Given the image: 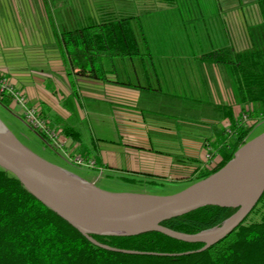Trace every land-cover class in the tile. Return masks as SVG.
I'll use <instances>...</instances> for the list:
<instances>
[{
    "label": "crops",
    "instance_id": "obj_1",
    "mask_svg": "<svg viewBox=\"0 0 264 264\" xmlns=\"http://www.w3.org/2000/svg\"><path fill=\"white\" fill-rule=\"evenodd\" d=\"M193 3L201 17L208 12L214 41L223 39L220 48L237 51L250 45L247 28L261 21L255 0L207 10ZM179 7L177 0H0V74L43 113L73 125L80 140L60 134L63 149L93 158L96 168L136 178L165 176L159 172L172 168L193 171L199 163L193 159L201 160L209 150L205 143L217 139L211 123L221 128L229 122L227 116L216 121L214 110L227 103L236 115L240 105L229 68L201 54L188 56V71L202 96L177 92L184 84L167 85L178 79L167 76L172 64L167 56L179 55L169 49L191 44L154 42L146 23ZM113 16H132L139 52L104 56L106 79L76 75L65 48L67 31ZM83 122L88 138L80 128Z\"/></svg>",
    "mask_w": 264,
    "mask_h": 264
},
{
    "label": "trees",
    "instance_id": "obj_2",
    "mask_svg": "<svg viewBox=\"0 0 264 264\" xmlns=\"http://www.w3.org/2000/svg\"><path fill=\"white\" fill-rule=\"evenodd\" d=\"M255 1L261 21L248 26L250 45L247 48L235 51L224 46L200 55L208 62L229 68L240 106L236 115L227 103L214 110L216 121L225 116L229 120L221 128L215 122L211 123L217 137L213 150L219 159L212 168L200 166L202 159H193L199 163L193 169V173L198 174L191 182L222 167L249 139L257 122L253 118L257 110L261 109L264 117V0ZM132 20V16H113L67 31L65 48L70 55L73 72L79 76L106 79L102 63L104 56L137 54L138 38ZM0 100L6 106L10 102L3 95ZM37 111L50 129L59 128V133L72 141L80 140L73 125L55 115L43 113L41 108ZM242 113L248 115L246 121L242 119ZM19 116L23 119L22 114ZM227 127L232 129L231 133ZM34 130L45 143L57 149L44 130ZM74 154L70 152V156ZM125 178L131 180L136 177ZM236 209L218 204L203 205L165 219L161 224L177 231L196 233L220 225ZM251 214L258 216L249 217ZM92 236L111 247L145 252L126 253L95 245L0 166V264H264V191L243 222L206 249L199 250L202 242H186L161 231H144L129 236Z\"/></svg>",
    "mask_w": 264,
    "mask_h": 264
},
{
    "label": "water",
    "instance_id": "obj_3",
    "mask_svg": "<svg viewBox=\"0 0 264 264\" xmlns=\"http://www.w3.org/2000/svg\"><path fill=\"white\" fill-rule=\"evenodd\" d=\"M0 103L7 109L9 106ZM19 116V115H18ZM38 136L28 122H25ZM0 126V166L21 181L27 191L42 204L99 247L126 253H144L135 249L111 247L100 243L92 234L124 235L161 231L183 241L202 242L206 249L226 237L243 222L264 191V131L246 140L230 159L213 173L192 181L171 194L118 192L98 188L59 165L40 158L24 146L6 126ZM42 138V137H41ZM252 159L245 160L248 150ZM75 176L81 182H76ZM90 191L96 201L82 197L76 187ZM233 206L237 209L220 225L196 233L168 228L161 221L203 205Z\"/></svg>",
    "mask_w": 264,
    "mask_h": 264
},
{
    "label": "rangeland",
    "instance_id": "obj_4",
    "mask_svg": "<svg viewBox=\"0 0 264 264\" xmlns=\"http://www.w3.org/2000/svg\"><path fill=\"white\" fill-rule=\"evenodd\" d=\"M193 2H199V4L201 3L200 6H202L203 9L207 10L208 8L221 5L225 8L226 6H228V3L235 2V0H177V3L180 5L178 10L164 14L159 19H157L156 16H152L150 18V23H146V27L149 29L150 40L154 42L180 40L185 42V44L187 42H190V47L184 46L178 49H169L170 51H176L177 53H179V55L175 54L167 56L168 60L172 63L170 65L171 69L170 71H168L167 76L172 75L171 77L175 79L178 78L179 80L177 79L168 82L167 85L171 87V85H174L173 82L179 83L180 85L184 84L183 88L176 89L177 92L196 97L202 96L203 93L202 91L199 92L198 90H196V88H194V82L196 81V79H192V74L188 71L189 66H191V63L188 60V56L191 53H195L196 55L203 54L206 51L208 52L209 49H216V47L220 48L219 46L223 42V39H220L218 44H216L212 37L213 31L211 30L210 24L208 23V21L210 20V16L207 15L208 12L207 14L203 15V17H201L200 15H198L199 11L194 7ZM185 3L191 4L189 6V9L182 6ZM217 26L218 24L216 25V27ZM181 51H183L184 53L181 54ZM172 67L176 69V74H173L171 72L173 71ZM4 97L9 98L7 96ZM9 103H11V99ZM29 104L34 106L31 103ZM10 106L9 108H11V110L5 108L0 103V122L3 123L6 128L11 133H13V135L17 137L24 146L34 151L40 158L42 157L52 164H57L84 180L86 179L93 182L94 185L98 188L100 187L102 189L113 192H146L154 195H165L183 189L185 185L190 183L191 179L196 177V175L198 174L190 171L191 168L188 171L186 169L180 170L172 168L166 172H159L165 174V176L152 177L144 175L142 177L139 176L140 178L127 180L125 177H132V175L128 173L126 174L118 169L111 170L107 167L96 168L87 165H78L72 162V160L67 157L63 150L53 149L50 145L45 143V141L40 136H38L27 124H25L18 116L19 114H21V110L18 105L14 103ZM37 108L38 107H36V109ZM257 112L260 114L258 115ZM257 112L253 116V118L257 119V122L252 128L249 138H252L254 137V135H257L258 133L264 131V117H262L263 114L261 112V109L257 110ZM256 115H258L259 117ZM85 123L83 122V126H80V128L82 129L83 134H85V137L88 138L90 134ZM225 125H227V123ZM52 129L57 132V135H59V137H61L59 128ZM214 143L215 141L212 140L205 143L207 145V149L209 150H207L208 155H205V152L204 156L201 158L202 162H200V165H202L203 167L212 168L217 164V160L219 158L215 156L216 152L213 149L216 147V144ZM74 152V155L79 154V152L77 151ZM67 153L68 155H70L69 152ZM79 155L83 156L82 154ZM257 216L255 214H251L249 217L257 218Z\"/></svg>",
    "mask_w": 264,
    "mask_h": 264
},
{
    "label": "built area",
    "instance_id": "obj_5",
    "mask_svg": "<svg viewBox=\"0 0 264 264\" xmlns=\"http://www.w3.org/2000/svg\"><path fill=\"white\" fill-rule=\"evenodd\" d=\"M1 95L9 97L13 104L15 103L18 105L21 110L20 112L23 116V120L28 122L29 125H31V127L34 129L44 130L46 134L49 135L52 145L57 149L63 150L67 157L72 160V162L78 165L96 167L97 163L93 158L83 157L79 154L73 156L68 155V153L63 149L62 140L60 139L59 135H57V132L48 127L47 121L42 116H39L36 107L28 103L27 98L22 93V91L18 88H15L13 84L9 83V81L0 74V96ZM241 115L244 121L248 119V115L246 113H242ZM226 129L229 133L232 132V129L229 127Z\"/></svg>",
    "mask_w": 264,
    "mask_h": 264
},
{
    "label": "bare ground",
    "instance_id": "obj_6",
    "mask_svg": "<svg viewBox=\"0 0 264 264\" xmlns=\"http://www.w3.org/2000/svg\"><path fill=\"white\" fill-rule=\"evenodd\" d=\"M0 126H1V124H0ZM1 129H3L2 126H1ZM253 153H254V150H252V149L248 150L246 152V154L244 155L245 160L252 159L253 158V155H254ZM71 178L77 179V180H75L76 182H81V180H79L75 176H71ZM76 189H77V191L80 192V194L82 195V197H84L85 199L90 200V201H93V200L96 201L97 200V199L94 198V196H92V194H90V191H88L86 188H83L81 186H79V187L77 186Z\"/></svg>",
    "mask_w": 264,
    "mask_h": 264
},
{
    "label": "flooded vegetation",
    "instance_id": "obj_7",
    "mask_svg": "<svg viewBox=\"0 0 264 264\" xmlns=\"http://www.w3.org/2000/svg\"><path fill=\"white\" fill-rule=\"evenodd\" d=\"M11 104H13L12 101H11V103H9V106H10ZM10 107H11V106H10Z\"/></svg>",
    "mask_w": 264,
    "mask_h": 264
}]
</instances>
